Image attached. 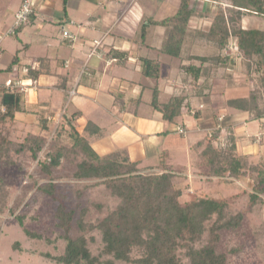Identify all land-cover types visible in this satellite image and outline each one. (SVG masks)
<instances>
[{"label": "crops", "instance_id": "obj_1", "mask_svg": "<svg viewBox=\"0 0 264 264\" xmlns=\"http://www.w3.org/2000/svg\"><path fill=\"white\" fill-rule=\"evenodd\" d=\"M164 1H168L171 11L159 20L172 15L180 0ZM193 2L191 7L194 9ZM20 3L21 0H6L0 30L6 26L5 32L12 24ZM203 4L202 9L207 6L206 1ZM9 15L12 16L10 24ZM147 16L150 20L142 25ZM156 20L157 0H34L29 20L16 30L15 38L11 40L15 52L9 56L5 67L0 68L8 75L0 79V87L4 88L8 79L21 81L25 86L23 91H14L24 96L22 110L14 114L15 125L38 126L41 115L47 118L48 125H68L71 122L80 132L86 125H96L99 132H86V137L99 155L127 158L139 161L140 165L156 164L159 154L165 151L167 162L173 167L168 147L164 144L157 153V161L152 163H144L145 160L137 157L135 147L147 153V145L152 139L165 140L172 134H178L184 138V151L194 159L196 151L204 148L213 130H217L212 138L213 144L218 145L226 135H231L238 155L246 156L253 163L263 159L264 112L258 115L254 108L244 110L226 104V99L231 98L226 94L230 68L213 71L211 87L205 89L207 95L201 98L191 96L190 114H183L172 121L163 120L161 113L150 105V100H144V92L150 86L136 77L139 74L149 78L140 72L141 57L160 63L159 78H150L156 81L154 85L158 86L160 103L179 90L180 65L186 63L160 51L165 27L157 32V25L152 24ZM64 30L73 39L64 37ZM158 33L161 41L157 45V42L153 43V37ZM95 40L99 41L98 45H95ZM2 41L0 64L1 59L6 60L2 56ZM209 47L208 43L199 41L195 50L204 53ZM113 51L118 55L122 53V60L119 61V56L116 57ZM125 86L130 88L125 90ZM217 91L223 92L220 101L215 94ZM137 97L140 98L138 104L134 101ZM195 99L205 100L197 102ZM144 103L148 106L146 113L141 112ZM197 110L200 113L195 117L193 113ZM56 115L60 118L57 119ZM175 122L178 123L172 127L170 123ZM102 125H107V129ZM178 127H182L185 133H179ZM123 149L133 158L115 156ZM189 167L188 176L192 184L204 177L193 173V162ZM204 182L205 179H201V184Z\"/></svg>", "mask_w": 264, "mask_h": 264}, {"label": "trees", "instance_id": "obj_2", "mask_svg": "<svg viewBox=\"0 0 264 264\" xmlns=\"http://www.w3.org/2000/svg\"><path fill=\"white\" fill-rule=\"evenodd\" d=\"M191 1L180 0L172 15L154 21L165 27L160 51L186 61L180 65V88L167 101L160 103L158 86L154 85L152 88L150 105L166 121L190 114V97L201 98L207 95L205 89L211 87L212 72L235 64L234 57L224 53V49L231 44V37L238 53L236 59L244 66L245 74L251 76L258 73L264 85V29L244 28L240 24L242 16L250 12L264 16V0H226L230 1L226 3L228 16L225 7H222L225 0H214L216 5L213 11L195 10L191 7ZM194 16L207 17L210 21L208 28H191L190 21ZM199 41L210 45L204 53L195 50ZM116 52L113 51V54L119 56V61L122 60V53L118 55ZM139 66L144 76L159 78L158 60L141 57ZM23 98L20 93L9 92L0 87V126L14 121L15 112L22 110ZM134 101L138 104L140 98L137 97ZM226 104L244 110L254 108L258 115L264 112L258 103L247 108L241 104V100L229 99ZM199 113L200 110H197L193 115L197 117ZM46 119L41 115L39 133L27 138L31 143L28 149L32 156L37 154L36 159L42 160L40 162L46 164L44 169L49 172L52 167L60 164L64 154L70 150L79 152L82 158L76 163L73 177L100 182L118 200L114 208L96 225L101 233L103 254L110 255L116 261L135 264H184L180 256L183 253L188 257L189 264H225L226 254L216 250L219 231L238 226L243 217V213H237L224 218L226 199L202 198L182 204L178 201L180 190L172 189L174 171L167 162L165 151L159 154L158 162L154 165H140L139 161L127 158L101 156L86 137L87 133L99 132L96 125H86L84 131L80 132L71 122L68 125L61 123L51 132ZM63 136L70 140V148L62 144L53 146ZM4 142L1 129L0 152ZM44 149H47L49 155L47 158H39L37 152ZM194 160L205 169L201 173L203 176L237 178L250 170L252 191L249 198L253 201L256 195L264 192V158L249 165L246 156L237 154L231 135H227L225 147L214 145L212 139H208L204 148L200 152L196 151ZM151 170H158V173H143ZM50 181L40 186V189L56 199L54 185ZM73 215L74 210H66L64 203L58 202L55 217L58 227L64 231L66 244L64 253L52 258L64 264H102L99 257L89 250L86 237L72 238L68 235ZM214 215L216 221L207 228L206 242L196 247L195 243L205 231L204 223ZM26 234L38 237L28 230ZM133 250L138 252L137 257L131 256ZM105 264H113V261L107 260Z\"/></svg>", "mask_w": 264, "mask_h": 264}, {"label": "rangeland", "instance_id": "obj_3", "mask_svg": "<svg viewBox=\"0 0 264 264\" xmlns=\"http://www.w3.org/2000/svg\"><path fill=\"white\" fill-rule=\"evenodd\" d=\"M204 1H206L207 6L202 9ZM5 3L6 0H0V18ZM151 3L153 6L155 5L153 2ZM222 3V7H225L228 16L226 3H230V1L225 0ZM193 5L194 9L198 11H213L216 2L214 0H194ZM169 11H171V6L168 1L157 0L156 21L169 14ZM11 17L9 15V24L12 22ZM149 20L148 16L144 18L142 25ZM152 22V24L157 25V28H155L157 32L163 28L154 21ZM209 23L207 17L198 18L194 16L190 21L191 28L207 29ZM232 24L237 27L235 23ZM240 24L244 28L264 29V16L250 12L248 15L242 16ZM5 27L0 30V34L6 29ZM6 35L5 40L3 39L4 41H2L4 47L2 56L6 60L1 59L0 68L5 67L6 62L10 60L8 59L10 58L9 56H12L15 52L11 41L12 39L14 40L15 34ZM160 41L161 37L158 33L153 37V43L157 42L158 45ZM230 42L231 44L224 49V53L233 56L235 64L227 67L231 71H228L230 73L228 74L230 84L226 85L227 97L241 100V104L247 108H252L255 103H258L264 109V85H262L258 73L251 76L245 74L244 66L236 59L238 53L235 49L233 37H231ZM150 54L152 55L153 52H150ZM5 73H7L5 70H0V79L8 76ZM136 77L144 85L150 86L144 92V100H151V86L156 81L139 74ZM235 77L236 79L234 80ZM125 88L127 89L126 86ZM215 94H217L220 101L223 92L217 91ZM161 96L163 98V94ZM229 99L227 98L226 100ZM201 100L205 99H195L197 102H201ZM147 110L148 106L144 103L141 106V112L146 113ZM93 113L91 114L93 115ZM57 117V119L60 118L59 116ZM176 123L178 122L170 124L174 127ZM102 126L107 129V125ZM56 127L57 125H50V131L54 132ZM1 129L5 142L0 152V264H64L52 258L62 255L66 244L64 231L58 227L55 217L59 201L64 203L66 210H74L68 235L72 238L78 236L86 237L89 250L93 255L99 257L103 262L102 264H105L107 260H112L113 264H135L133 262L116 261L110 255L103 254L101 233L96 228V225L105 214L114 208L118 200L100 182L78 180L73 177L76 163L82 158V155L79 152L70 150L69 153L63 155L58 166L52 167L47 172L44 169L46 164L41 163L40 161L42 160L38 161L36 159L37 154L33 157L28 149L31 143L27 138L39 133L38 126L15 125L14 121H10L0 126ZM215 131L217 130H213L209 139L214 137ZM226 138L227 135L224 141L218 145L225 147ZM55 142L57 144L55 143L53 146H58L59 144L71 145L70 140L66 136L58 138ZM162 144L168 147L171 155L169 160L173 167H170L174 171V174H172V189L180 190V196L178 197L180 203L189 204L202 198L226 199L227 205L224 209V218L243 213L242 220L238 226L223 228L219 231L216 250L226 254L225 264H264V192L256 195L257 197L253 201L249 198V194L252 191V180L250 178L252 171L247 170L246 174L237 178L204 175L201 178L202 180L205 179L203 184H201V179L198 178V181L192 184L191 178H189L190 175L188 176V171L190 173L188 165L193 162L195 166L193 173L197 175L203 173L205 169L197 164L196 160L188 157V153L183 149L184 138L182 135L172 134L165 140L161 138L152 139L147 145L149 147L147 153L141 152L135 147V154L145 160L144 163L156 162V156L162 150ZM122 151L125 150L123 149ZM122 151L115 156L133 158L128 151ZM37 153H39V158H47L49 155L47 154V149L40 150ZM248 163L249 165L253 164L249 160ZM147 172L158 173V170L143 171V173ZM49 181L54 185L56 199L40 189V186L45 185ZM215 217V215L212 216L211 219L204 223L206 226L205 231L201 239L195 243L196 247L206 242L208 238L207 228L216 221ZM26 230L38 235V237L26 234ZM131 256L137 257L138 252L133 250ZM180 256L184 264H189L188 257L183 253Z\"/></svg>", "mask_w": 264, "mask_h": 264}, {"label": "built area", "instance_id": "obj_4", "mask_svg": "<svg viewBox=\"0 0 264 264\" xmlns=\"http://www.w3.org/2000/svg\"><path fill=\"white\" fill-rule=\"evenodd\" d=\"M34 0H21L19 8L14 13V19L10 27L4 32V34H0V47H1V41L6 36V34H14L16 32V29L23 24H25L29 20V16L32 12V5ZM62 35L64 37L72 38L73 36L66 30L62 31ZM95 45L99 44L98 40L94 41ZM4 88L9 92L14 91H23L25 89L24 84L21 81H12V80H6L4 82ZM74 91L72 90L71 93ZM177 131L179 133H184L185 130L182 127H178ZM264 134V131L262 132ZM260 137V134L257 136Z\"/></svg>", "mask_w": 264, "mask_h": 264}]
</instances>
